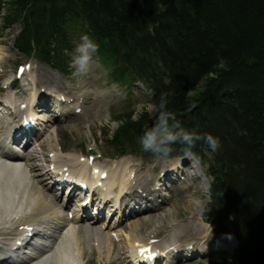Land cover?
Here are the masks:
<instances>
[{"label": "trees", "instance_id": "obj_1", "mask_svg": "<svg viewBox=\"0 0 264 264\" xmlns=\"http://www.w3.org/2000/svg\"><path fill=\"white\" fill-rule=\"evenodd\" d=\"M8 4L14 13L7 27L25 11L27 29L18 46L26 54L35 52L63 70V51L72 48L78 32L89 37L120 80H142L153 90L156 115L145 112L138 120L129 115L115 140L140 141L144 134L156 154L209 155L218 229L238 239V264H264V0ZM220 90L232 96L217 98ZM166 91L172 95L163 103Z\"/></svg>", "mask_w": 264, "mask_h": 264}, {"label": "bare ground", "instance_id": "obj_2", "mask_svg": "<svg viewBox=\"0 0 264 264\" xmlns=\"http://www.w3.org/2000/svg\"><path fill=\"white\" fill-rule=\"evenodd\" d=\"M2 55H4V51L0 48V59ZM169 68L167 67V69ZM210 75H213V73H211ZM34 84H36V82H34ZM230 94L231 92L226 93L225 90H220L217 98H222L225 101L227 100L226 97ZM107 95H109L110 98L113 97V95H111L110 93H104V91L102 90H85L84 87H80V89L75 92L78 105H85L90 97L105 99L107 98ZM171 95L172 93L166 91L160 100L165 103V101L168 100ZM36 96H40V93H36L34 98L32 100L30 99L31 107H33L36 101ZM231 96L232 95H230V97ZM80 97H82L83 100ZM224 101L222 102L224 103ZM152 103L155 105L154 102ZM173 108V110H177L175 107ZM194 109L195 113H202L201 111H198L197 108L194 107ZM203 113L208 114V112L205 110H203ZM159 118L161 120L164 119V117ZM209 118L212 120L215 119L214 116H209ZM217 118L219 119V117ZM216 122L220 123L219 121ZM59 129V126H57L55 131H59ZM49 132L50 130H45L44 135H42L41 141L39 140V144L42 145V143H46V141L50 143L51 136L50 134L48 135ZM50 146L53 147L52 144H50ZM33 152L28 154V157H26V159H22V157H15L14 159H11V161L0 162V225H2L3 227V230L0 231V244H2L3 248H6L8 245H14L13 243H9L8 241L15 236L14 234L21 233L19 231L20 226H30L33 223L37 224L39 227L49 228L50 231L54 233L52 237H59V239L63 240L60 241L59 246L56 248V250L54 246L46 252V254L50 256V260L46 257L44 259H41V261H32L30 264H86L85 252H89L91 254L93 251H96L97 257L100 260L104 261V264H126L127 259L125 256V251L133 253L136 248L141 245V243H145V246L151 248H157L156 245H149L148 241L151 238V234H153L151 233L152 228H156L160 224L156 223V221L150 222L149 217L143 218V221L141 219H137L133 223H131L128 233H124L122 231L119 232V236L117 237L120 238V244H122V246L118 250L116 249V246L114 245L112 238L110 237L111 232H105L107 233L105 234L95 224L94 221L91 220L83 222L79 217H76V219L73 220L68 218V213L66 214L64 212V209H67L68 207L63 206L60 208L59 204L56 202V200L58 199L51 196L50 191L47 190V185L44 186L43 182L40 180V177L42 178L43 176L50 175L51 172L50 170H45L43 168V165L41 163H38L39 155L38 153ZM76 158L77 157H75L72 161H74ZM20 162H22L23 164ZM114 162L117 166L114 170L118 172V174L110 171L111 181L108 180L107 184L110 185L112 182H115L128 185L127 178H130L134 172L132 170L128 171L127 168L129 166L138 164L135 163V161L131 158H126ZM23 165L24 168H22ZM119 167H122L121 171H119ZM34 172H41V174H39L37 178H33L32 175L31 178L30 175ZM134 175V179H136V182L137 180H141L142 175L136 172L134 173ZM147 177L148 176L144 177L145 181L147 180ZM46 181H48V178L47 180H45V182ZM147 182L148 183L146 189L140 184V182H137L138 190L149 191V183L153 186L158 185L154 182H150L149 180H147ZM181 189H183V187ZM184 189L185 191H189L188 187ZM155 192L158 191L156 190ZM166 194L168 195V193ZM166 194H164V198H167ZM185 197L188 206H194L191 208L193 210V213H191V220L189 221H193L195 223L200 236L206 237L212 230L211 225L205 222L202 216L199 215L200 211L199 206L196 203V199L194 197L190 198L191 196ZM202 203L204 205L206 202L202 201ZM72 204L73 203L71 202L68 203V205L70 206ZM141 204L143 203H140V206H142ZM66 211L69 212V210ZM196 215L199 216L196 217ZM179 217L180 216L177 209H174L172 212L168 211L164 214V218L175 222L171 225V231H174L176 233L169 235L165 243L172 241L179 242L183 238V236H185L186 233L190 231L181 230L180 232H177V230L182 227V224H180L181 222L178 220ZM144 222L149 223V226L143 227ZM64 223L66 227H64ZM10 225H12V227H10ZM14 225L18 226L15 228ZM59 229L60 234L58 236ZM52 237L48 238L51 239ZM5 239L8 241L6 243H3L2 241ZM46 241L48 242L49 240L46 239ZM56 244L57 243H55V245ZM93 244H95L96 246L91 247V245ZM172 244L174 243H171L170 245ZM161 245L163 246V242H161ZM170 245H167L164 248H167ZM230 250H232V247L230 248ZM163 251H165V249H163ZM134 256L136 261H138L136 255Z\"/></svg>", "mask_w": 264, "mask_h": 264}, {"label": "rangeland", "instance_id": "obj_3", "mask_svg": "<svg viewBox=\"0 0 264 264\" xmlns=\"http://www.w3.org/2000/svg\"><path fill=\"white\" fill-rule=\"evenodd\" d=\"M12 6H7L5 8L3 15L6 14V16H2L5 19L9 17V15H13ZM2 19L0 20V48L4 51V58L0 61V66L5 69L7 72L5 75H1L2 78H5L8 73L11 72L12 69L16 67V64L19 62L24 61H31L32 64H37L34 59H30L27 56L20 54L18 51H15L12 46L11 40L16 35L15 34V28L13 29H2ZM83 37L81 35L76 36V41H79ZM82 43L80 47L74 52L72 55L73 58V75L75 77L68 78L66 76L60 75V74H54L46 69L42 68L40 64L36 65L37 69L35 70V75L38 78L39 85L45 86L46 84H51L54 90H72V88L78 84V85H84L85 88H92L95 91L102 90L104 92H110L111 90H114L116 88V84H113L115 82H112L111 79H107L108 71L102 69V67L98 62V59H94L93 63H95L96 67H90L87 61L88 51V40L83 38L78 44ZM89 60V59H88ZM98 63V64H97ZM0 77V78H1ZM45 79L49 82H45ZM112 82V83H111ZM112 84V85H111ZM86 88V89H88ZM148 93H150V90L143 89L140 93V98L138 100H135L132 105L124 104L121 106H110L107 103H103L100 101V99H91L89 104H87L85 111L82 113L81 116H79L74 121H59L55 120L51 124L58 125L62 129L59 131L58 136L57 134L52 135L53 137V144L54 149H58L59 147L56 146V143L58 141H61L62 146L69 151L68 154L64 155L63 159H66L70 156V153L73 154V156H77L80 150H87V148H92L94 146V143L98 144L99 148H102V144L104 142L103 139H105V133L110 132L111 134L113 131L117 128L119 123V117L124 116L127 112L130 110H135V113L137 114L139 111L147 110L149 112L154 111V107L150 102V98ZM44 118L48 119L50 116L48 114L43 115ZM136 117V115H135ZM47 146V147H46ZM105 146V145H104ZM46 147V148H45ZM49 146L45 144L43 146V152L47 153L49 151ZM105 150L107 153V147L105 146ZM73 158V157H72ZM139 158L137 161L139 162ZM158 160H156L157 162ZM143 162H145L143 160ZM168 162V161H167ZM101 163L106 167H111L112 165L108 163L105 160L101 161ZM153 167V162L151 164ZM150 163H146L142 166V168H138L139 170H146L149 169ZM155 166V165H154ZM163 164L156 165L155 171L161 170ZM206 167V165H204ZM190 181V180H189ZM194 181V180H193ZM187 183L183 182V185H186ZM200 184L194 181V185L192 188H190L189 191H180L176 188V191L173 192V195L171 197V200L169 203L164 206L155 216H151V221H156L163 223L164 227L167 231H170V222L171 220L164 218V214L168 211H173L174 209H177L179 212V218L178 220L181 222L183 226L179 229L189 231L193 227V221H189L191 213H193V210L191 209L194 206H188L187 200L185 196H191L190 198L194 197L196 199L197 205L200 207L202 204V201H206L205 208H201V211H204L208 209L209 207V191L201 190ZM202 186V184H201ZM206 189V188H205ZM196 205V206H197ZM190 214V215H189ZM143 221V220H142ZM172 222V221H171ZM149 226V223L144 222L143 227ZM128 224H123L120 228L124 232H128ZM127 228V229H126ZM196 229V227H193ZM143 230V229H142ZM192 231V230H191ZM161 234H164L163 232ZM223 235L216 234L214 232L210 233L206 238L202 239L197 233H191L190 231L186 233V236L183 238L185 239L182 243L187 242H197V243H207L208 245H211L213 247L214 255L206 260H196L193 262H184L181 264H212L213 262H220L222 259L227 258L231 260V256L234 253L229 252H222L220 250L223 249V245L221 244H227L229 241L226 237H222ZM164 237H162L163 239ZM183 238L180 240V242L183 240ZM232 241V240H231ZM85 259L86 264H98V258H93V254L91 255L89 252H85ZM100 261V260H99ZM101 262V261H100ZM104 264V261H102ZM115 264V263H114ZM117 264V263H116Z\"/></svg>", "mask_w": 264, "mask_h": 264}]
</instances>
